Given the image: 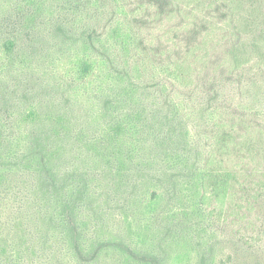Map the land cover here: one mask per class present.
I'll return each mask as SVG.
<instances>
[{
    "label": "rangeland",
    "instance_id": "obj_1",
    "mask_svg": "<svg viewBox=\"0 0 264 264\" xmlns=\"http://www.w3.org/2000/svg\"><path fill=\"white\" fill-rule=\"evenodd\" d=\"M179 2L181 16L172 15L163 26L180 29L177 35L173 31L166 35L162 47L181 54L186 47L194 48L187 63L203 59L204 75L228 65L224 57L233 39L231 26L239 28L242 21L239 39H250L258 34L254 23L264 21V0ZM61 7L57 0H0V22L8 19L0 28L4 83L9 85L6 66L14 60L28 76H23V83L34 90L31 96L39 95L32 98L38 112L57 111L52 103L60 111L68 107L90 136L81 156L67 145V152L51 162L53 173L41 178L27 162L10 164L0 157V264H264V65L259 58L229 74L218 92L220 107L203 112L197 108L205 107L207 100L201 83L192 87L172 76L170 54L157 63L145 62L143 52L136 49V67L144 65L146 79L155 72L164 81L167 78L171 100H181L185 109L177 113L183 127L167 152L160 155L151 149L152 138L138 141L134 135L136 158L129 159L113 148L115 142L109 143L107 135L101 139L103 120L93 128L94 115L102 114L89 92L90 83L108 80L105 76L101 80L97 70L79 69L81 38L73 15ZM58 27L66 29L64 35L56 31ZM158 27L153 23L146 33L156 34ZM11 36L17 47L13 54H4L2 41ZM30 45L35 52H28ZM51 83L60 84L65 100L55 99L44 87ZM77 99L79 103L74 102ZM171 111L153 107L151 113L169 119ZM218 122H226L224 128L238 142L225 154H216L220 162L216 166L222 164L229 173L228 186L209 193L201 203L200 165L212 147L210 129ZM35 124L20 127L31 129ZM122 143L127 148V142L121 139ZM176 151L183 158L173 165L171 152ZM72 185L80 186L79 196L72 194ZM71 196L84 256H76L70 242L66 222L70 211L61 215L63 199Z\"/></svg>",
    "mask_w": 264,
    "mask_h": 264
},
{
    "label": "trees",
    "instance_id": "obj_2",
    "mask_svg": "<svg viewBox=\"0 0 264 264\" xmlns=\"http://www.w3.org/2000/svg\"><path fill=\"white\" fill-rule=\"evenodd\" d=\"M57 2L64 5L61 10L69 11L78 24L77 29V24L74 23L75 31L77 30L81 38L79 69L84 72L97 70L101 72L98 74L101 80L103 76L108 80L105 84L97 78L96 81L90 83L89 92L92 93L94 99L97 98L102 115L100 117L95 114V126L89 123L88 127L98 129L99 120H103L100 123L102 125L101 139L107 135L109 143L110 141L115 142L112 144L113 148L118 149L119 154L129 159L136 158V143L131 141L134 135L138 141L152 138L155 144L151 149L161 152L160 155L167 152L169 150L167 147L177 142L179 131L183 127L182 119L178 118L177 113L185 109V104L181 100H171L172 93L167 78L164 81V77H158L155 72L149 79H146L147 73L143 70L144 65L136 67V60L139 59L135 54L136 49L140 54L143 52L146 57L143 59L145 62L157 63L160 57L166 53L170 54L173 57L172 76L181 77L180 81L188 82L189 86L193 85L192 87L195 83H201L207 100L205 107L198 106L197 108L198 111L203 112L220 107L217 102L218 92L224 88L229 74L257 59L256 57L264 65V21L261 25L254 23L259 27L258 34L250 39H239L242 21L239 23V28L231 26L234 29L233 39L224 57L228 65L223 71L216 68L204 75L202 73L203 59L187 63L190 54L194 53V48L189 49L185 46L186 49L181 54L171 47H162L165 45V36L171 34L172 31L177 35L180 29L179 26L175 28L173 26L164 28L163 26L165 20L172 15L181 16L183 9L179 0H57ZM244 20L246 21L245 18ZM1 22L0 28L2 27ZM153 23L160 25L157 28L158 32L156 34L146 33L147 27ZM182 25L185 29L189 28L185 22ZM65 30L58 27L56 31L64 35L62 31ZM187 33L188 37H191L192 32ZM147 34L151 37L148 41L146 40ZM175 42L177 41L171 42L173 47H177ZM16 47V37H7L2 41L4 54H13ZM28 52H35L34 47L30 45ZM28 52L23 50L22 54L26 55ZM6 68L5 76L9 79V85L4 83L3 73L0 70L1 159L10 164L27 162L41 178L42 174L47 176L53 173L51 162L61 153L67 152V145L76 149L77 155L81 156L79 152L87 146V139L90 136L86 135L88 128L81 126L75 120L74 111L72 109V112L67 111L68 107H65V111H60L57 109L59 105L52 103V107L57 111H53L52 114L39 113L36 105L32 103V98L36 99L39 95L36 93L32 97L34 90L24 86L23 76L25 78L28 76L24 74L22 67H18L14 60H11ZM43 76L44 72L40 75V80ZM59 85L51 83V85L44 84V87L52 90L55 99L63 101L65 96ZM74 102L79 103V99ZM27 103L29 105L25 107ZM212 104L214 107L209 109L208 106ZM153 107L171 109L172 118L162 119L158 112L151 113ZM190 108L195 109L196 107L191 106ZM25 123L36 124L31 129L22 130L20 126ZM226 124V122L214 123L210 129L212 147L210 151H207L204 164L200 165L202 167L200 168L202 172L200 175L201 203H204L209 193H218L228 186L229 173L224 172L222 164L216 166V163H220L216 159V154L223 155L228 152L231 146L238 142V138L224 128ZM97 138L98 136L95 135V139ZM121 139L122 142L123 140L127 142V148L124 143L119 144ZM171 155L173 165L179 161L180 157L183 158L179 151L171 152ZM64 171H67L66 167ZM45 182L46 178L42 180L43 184ZM79 188L80 186L72 185V194L76 193V196H79L81 193ZM72 198L71 196V199H63L61 215H65L66 210L70 211V222L66 220L70 242L75 255L84 256L86 251L82 247L79 227L73 211L75 203Z\"/></svg>",
    "mask_w": 264,
    "mask_h": 264
}]
</instances>
